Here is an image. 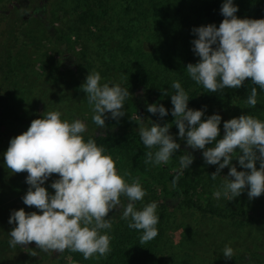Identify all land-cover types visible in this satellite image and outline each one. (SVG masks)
<instances>
[{"label":"rangeland","instance_id":"obj_1","mask_svg":"<svg viewBox=\"0 0 264 264\" xmlns=\"http://www.w3.org/2000/svg\"><path fill=\"white\" fill-rule=\"evenodd\" d=\"M64 1L65 6L60 0H0V264H100L99 258L86 260L82 254L75 261L68 250L44 253L35 243L10 247L9 233L14 228L9 224L12 212L22 208L28 213L38 210L23 203L22 198L30 187L26 183L28 174L11 172L4 161V153L11 139L26 132L33 120L43 118L48 111L60 112L61 119L70 123L84 122L87 125L83 134L85 140L117 127L137 132L140 127L150 128L155 122L147 111L148 106L164 95V91L168 96L175 94L172 83L178 81L182 85L189 81L187 65L199 62L192 50V41L198 37L192 30L210 25L197 16L195 0ZM100 3L106 10L104 16ZM75 5H85L87 14L81 21L73 18L75 21L72 22L66 13L73 11ZM36 6L39 11L45 6L40 13L44 12L42 19L47 31L31 18L29 20L28 16ZM53 6L65 10L63 17L58 16L57 20L69 25L67 31H74L71 25H82L83 30L75 29L79 37L74 39L70 35V38L63 32V39L55 40L56 29L60 35V23L55 22V16L50 13ZM88 21H94L96 27L87 25ZM22 34H27L28 44L21 41ZM39 43L44 44L42 51L38 48ZM92 72L100 73L101 84H120L131 94L125 101L126 115L114 120L107 113L103 129L93 122L94 113L82 90ZM146 77L149 81L145 86L138 83ZM247 98L245 94H236L227 103L208 109L209 116L219 114L222 117L220 138L225 134V121L249 114L264 121V95L257 97L255 108L246 103ZM139 108L142 115L136 113ZM170 134L181 147L180 153L176 152L167 164L156 166L146 164L145 160L111 156L118 174L130 173L125 179L129 183L138 179L147 193L142 202L136 203L137 210L151 202L160 207L162 201L157 192H152L153 183L161 182L167 176L180 177L183 172L187 173L188 184L194 187L192 198L205 212L178 206L170 199L163 206L166 222L158 252L164 259L163 264H264V194L249 199L246 188L232 201L222 195L215 196L221 185H211V174L217 171L218 165L207 164L203 150H193L179 134ZM184 152L193 156L189 169L180 166L179 157L185 155ZM238 155L239 152L233 155L232 165L238 171H245L236 160ZM229 171L226 167L220 172L221 183ZM58 178L54 174L43 185L52 195L55 190L51 184ZM121 200L125 205L128 202L124 197ZM208 210H214L216 214H210ZM120 211L119 208L114 210L109 217L118 220ZM225 246L235 250L232 259L224 257Z\"/></svg>","mask_w":264,"mask_h":264},{"label":"clouds","instance_id":"obj_2","mask_svg":"<svg viewBox=\"0 0 264 264\" xmlns=\"http://www.w3.org/2000/svg\"><path fill=\"white\" fill-rule=\"evenodd\" d=\"M238 11L233 0H224L221 7L224 19L218 28L210 24L192 30L198 37L192 41V50L199 62L189 63L186 71L193 81L213 93L225 88L240 89L249 80L264 90V19H240L236 16ZM101 79L99 72H92L82 85L94 113L93 122L99 129L106 127L107 113L114 120L126 115L125 101L131 95L120 84H101ZM171 87L176 90L171 95V114L179 137L191 149L203 150L207 164L218 165L211 174L212 180L224 168H230L214 195L232 201L246 188L249 199L264 194V121L251 114L225 121V134L220 138L222 117L214 114L202 120L204 111L188 107L189 97L180 82L174 81ZM164 95H168L167 91ZM257 95V87H252L246 100L251 108L257 105ZM147 111L160 117L168 115L163 105H149ZM86 131L84 122L70 123L61 119L60 112L48 111L43 118L33 120L26 132L11 139L4 161L14 174H28L26 183L30 187L22 198L23 203L38 211L28 213L22 208L12 212L9 224L14 228L9 233L10 247L35 243L44 253L68 250L82 254L86 260L106 257L111 252L107 230H111L112 220L108 217L118 208L121 219L129 220L128 227L142 233L141 244L158 235L157 203L136 209V203L147 195L139 180L134 178L129 183L125 177L130 173L118 174L112 157L104 154L105 149L91 138L85 141ZM139 135L149 149L145 154L146 164H167L181 147L168 125L152 123L150 128L140 127ZM237 152L236 160L245 171H238L232 165ZM184 153L179 157L180 166L189 169L193 156ZM54 174L59 178L51 184L55 190L52 195L43 185ZM179 178L178 175L173 179V188ZM121 197L128 201L126 205ZM223 255L232 259L235 250L225 246Z\"/></svg>","mask_w":264,"mask_h":264},{"label":"trees","instance_id":"obj_3","mask_svg":"<svg viewBox=\"0 0 264 264\" xmlns=\"http://www.w3.org/2000/svg\"><path fill=\"white\" fill-rule=\"evenodd\" d=\"M55 2L56 0H52ZM62 1V6H65V1ZM126 1V0H121ZM196 1V14L197 16L204 22L215 24L219 27L220 23L223 21L224 17L221 14V7L224 3V0H195ZM235 6L239 8V11L236 13V16L240 19H264V0H233ZM101 4V3H100ZM52 6V5H50ZM45 7V6H44ZM44 7H40L42 11ZM73 11L69 10L66 15L70 16L72 22L77 19V21H81L83 16L87 14V10L84 6L75 5ZM100 9L102 10L103 16L105 15V7L101 4ZM63 10L60 7L58 8L53 6L50 9V13L52 16H55V22L60 23V28L55 32V40L60 41L63 39L62 33L66 32V35L71 38L70 35L73 36L74 39L78 36L75 34V29L80 30L81 24H77L76 26L71 25V29L74 31H70L69 25H64L63 20L58 21L57 17H63ZM39 8L36 6L34 8L33 13L30 14V18L34 20L38 25H40L42 30L47 31L48 27L43 24V15L41 14ZM65 11V10H64ZM78 13V14H77ZM61 14V15H60ZM79 16V17H78ZM75 18V19H73ZM25 24V23H23ZM43 24V25H42ZM87 25H91L96 27L94 21H88ZM73 27V28H72ZM83 30V29H81ZM57 34V35H56ZM27 34L20 35V39L23 43H27L26 41ZM79 37V36H78ZM20 41V42H21ZM34 41L35 40H31ZM30 42V41H29ZM31 45H35L33 43H29ZM40 44V46H39ZM37 44L39 50L42 49L43 43ZM42 44V45H41ZM42 51V50H41ZM148 78H143L138 81V83L145 86L148 83ZM184 88L185 92L189 97L188 107L193 110H203L204 117L202 120H206L208 115V109L213 105H222L227 103L230 98L236 94H245L249 96L252 87H257V97L264 95V90H260L258 86L253 85L251 81H246L245 85L240 89H230L225 88L224 90H218L213 93L206 90L202 85L197 84L195 81L190 79L189 81H185L184 84L181 85ZM174 95V94H173ZM154 99L151 105H163L168 110V115L165 117H160L159 114L153 115L149 112V115L153 122L159 124L160 126L168 125L170 128V133L179 134V130L175 124V117L171 114L173 105L171 102V96L168 95H160ZM136 113L139 114V111L136 110ZM95 140L98 146L103 147L105 149V155L115 156L117 158H121L126 156L128 159L135 161H144L146 159L147 148L143 145L141 141V137L139 132L134 130H125L117 127L114 131L111 132H102L97 135H93L90 137ZM88 138V139H90ZM87 139V140H88ZM85 140V141H87ZM184 150H187L186 148ZM180 153V151H178ZM134 158V159H133ZM228 176L227 173H225ZM177 175H170L167 178L163 179L161 182L153 183L154 189L152 192L158 193V199L161 200V204L159 210L157 208V215L159 217V222L157 225L158 235L151 241L141 244L140 237L142 233L135 229H130L128 227L129 220L121 219L112 220V217H108L113 221L111 230L108 231V235L111 237L110 247L111 252L106 257H99L100 264H163L164 259L158 256L159 252V244L162 242L163 237V226L166 222V217L164 216L163 206L167 205V201L173 200L174 204L178 206H186L195 208L199 211L205 212L201 209L192 198V189L190 184H188L187 173L182 174L180 176L177 186L175 188L172 187V181ZM202 179L203 177H199ZM221 178V176H220ZM219 180V176L216 180L211 179V185H222ZM210 214H216L214 210H208ZM117 219V218H116ZM74 260L80 259L81 254L78 252H72Z\"/></svg>","mask_w":264,"mask_h":264},{"label":"water","instance_id":"obj_4","mask_svg":"<svg viewBox=\"0 0 264 264\" xmlns=\"http://www.w3.org/2000/svg\"><path fill=\"white\" fill-rule=\"evenodd\" d=\"M138 111H139V115H142V111H141V108H139V110H138Z\"/></svg>","mask_w":264,"mask_h":264}]
</instances>
